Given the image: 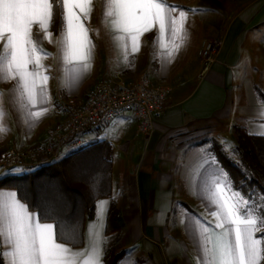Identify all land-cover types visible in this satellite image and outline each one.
Wrapping results in <instances>:
<instances>
[{
    "label": "crops",
    "instance_id": "obj_1",
    "mask_svg": "<svg viewBox=\"0 0 264 264\" xmlns=\"http://www.w3.org/2000/svg\"><path fill=\"white\" fill-rule=\"evenodd\" d=\"M166 2L187 13V38L173 42L166 34L167 49L153 29L141 37L139 52L132 54L129 49L125 60L103 22L105 0H92L93 10L84 23L95 47L91 69L78 83H67L57 43L62 25L55 11L51 42L33 26L34 38L39 34L40 47L49 54L42 60L49 80L36 106L21 97L16 81L0 79V152L12 147L24 150L49 138L51 129L62 119L55 102L57 91L81 101L104 77L129 82L140 74L152 83L170 87L166 110L156 118L149 136L136 134L137 119L131 112L87 132L94 141L111 144L110 194L98 198L85 215L82 244L62 243L75 252L87 253L99 234L101 264H105V250L123 252L117 264H201L202 252L187 225L199 220L219 231L212 215L215 208L203 198L206 186L219 173L210 158H217L221 166L218 151L236 158L234 125L264 137V101L260 98V93L264 95V0ZM196 9L201 11H192ZM211 39L220 43L219 50L200 77L201 48ZM175 44L180 45L178 51ZM36 111L42 113L39 118L30 115ZM8 168L10 171L0 168V176L23 170ZM0 189L17 193L10 187ZM112 204L122 224L106 234ZM256 236L260 238L259 232Z\"/></svg>",
    "mask_w": 264,
    "mask_h": 264
},
{
    "label": "snow or ice",
    "instance_id": "obj_2",
    "mask_svg": "<svg viewBox=\"0 0 264 264\" xmlns=\"http://www.w3.org/2000/svg\"><path fill=\"white\" fill-rule=\"evenodd\" d=\"M92 10V0H0V79L16 81L21 97L36 106L49 80L42 64L49 54L40 47L39 34L34 38L33 26H38L43 38L51 42L50 26L55 11L62 25L57 43L67 83L69 86L78 83L91 69L95 46L89 39L84 20L90 17ZM103 17L113 33L114 45L124 53L125 60L129 49L132 54L139 52L141 37L153 29H157V39L165 49L166 34L173 42L187 38V13L179 6L168 5L166 0H105ZM179 47L175 44V50ZM30 115L39 118L42 113L36 111ZM210 162L219 173L206 186L207 196L203 198L215 208L212 215L219 231H213L199 220L187 225L190 237L202 252L201 264H261L264 236L257 238L256 234L264 231V193L259 194V203L257 194L250 192L246 198L233 189L218 159L211 157ZM41 218L55 219L51 212H30L15 191L0 189V259L3 264H101L99 234L89 252H75L57 242L55 232L61 222H41ZM72 230L75 231L74 226Z\"/></svg>",
    "mask_w": 264,
    "mask_h": 264
},
{
    "label": "trees",
    "instance_id": "obj_3",
    "mask_svg": "<svg viewBox=\"0 0 264 264\" xmlns=\"http://www.w3.org/2000/svg\"><path fill=\"white\" fill-rule=\"evenodd\" d=\"M261 100L264 95L260 93ZM236 158H229L223 151L217 156L228 173L232 187L246 198L249 193H264V137L248 133L244 127L234 125ZM111 144L105 140L93 141L91 145L64 158L32 168L20 173H7L0 176V187H10L28 208L37 214L51 212L61 222L56 228V239L72 246L83 242L85 215L94 202L110 194ZM119 212L110 205L107 213L105 233L110 234L121 227ZM67 225V227H65ZM75 227V231L72 230ZM63 235V239L61 236ZM264 236V231L259 233ZM123 252L105 250L104 263L117 264ZM0 264L3 260L0 259Z\"/></svg>",
    "mask_w": 264,
    "mask_h": 264
},
{
    "label": "built area",
    "instance_id": "obj_4",
    "mask_svg": "<svg viewBox=\"0 0 264 264\" xmlns=\"http://www.w3.org/2000/svg\"><path fill=\"white\" fill-rule=\"evenodd\" d=\"M219 46L213 39L203 44L200 77L215 61ZM169 93V86L152 83L144 74L129 82L121 77H104L81 101L57 91L55 102L62 119L51 129L49 138L24 150L14 147L3 150L0 166L32 168L64 158L93 143L87 134L89 129L102 127L125 112H131L137 119L136 134L149 136L156 118L166 110Z\"/></svg>",
    "mask_w": 264,
    "mask_h": 264
},
{
    "label": "rangeland",
    "instance_id": "obj_5",
    "mask_svg": "<svg viewBox=\"0 0 264 264\" xmlns=\"http://www.w3.org/2000/svg\"><path fill=\"white\" fill-rule=\"evenodd\" d=\"M125 117V116H124ZM124 117H122L121 116V118H124ZM213 146V145H212ZM233 154H235V152L233 151ZM47 164V163H46ZM0 168H2L1 166H0ZM25 168H23V170H24ZM1 170H3V171H10L9 170V168H2ZM22 171V170H21ZM259 233H262V232H259Z\"/></svg>",
    "mask_w": 264,
    "mask_h": 264
}]
</instances>
